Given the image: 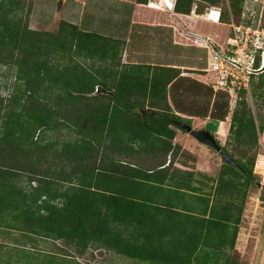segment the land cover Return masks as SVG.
Returning <instances> with one entry per match:
<instances>
[{"label":"crops","instance_id":"obj_1","mask_svg":"<svg viewBox=\"0 0 264 264\" xmlns=\"http://www.w3.org/2000/svg\"><path fill=\"white\" fill-rule=\"evenodd\" d=\"M174 2L169 7L166 0L165 5L160 0H147L146 4L137 0H28L27 25L31 31L57 33L61 23H66L92 43L87 45L92 51H72L75 64L66 63L60 51L52 60L54 78L45 79L44 86L53 87L55 92L49 95H61L65 107L58 116L62 126L53 132L43 131V145L55 140L61 149L65 144L79 143L84 130L73 121L84 114H100V104L110 105L106 114L111 121L112 109L113 121L123 120L128 105L130 113L139 114L142 119L158 120L150 105L156 111H164L166 104L173 114L188 121L192 129L207 130L221 147L225 146L232 113L224 121L212 120L213 104L219 92L228 95L230 104L237 102L238 95L215 88L210 64L215 53L229 56L232 52L228 45L232 16L228 8L229 20L213 24L204 20L207 7L203 12L197 9L200 2L194 3L189 15L174 13ZM261 9L259 3L246 0L242 23L253 28L264 26ZM198 21L212 27L200 29ZM219 26L226 28V32L218 31ZM172 71L177 76L162 96L160 89L167 77L175 76ZM67 72L71 78L66 76ZM84 74L96 79L94 93L84 97L73 91L68 93L65 86L76 87V77ZM14 81L13 78L11 84ZM115 104L119 106L114 108ZM111 123L108 122L105 130ZM112 126L116 129V123ZM169 129L175 132L172 145L180 151L174 159L169 154L165 163H160L163 161L160 155L157 162L160 164L156 166L157 163L143 156L135 159L136 162L122 159L121 151L128 145L126 136L110 140L113 162H106L104 181L112 188L119 178L120 191L110 193L112 202L117 199L120 215L135 217L134 228L127 224L128 228L124 227L134 234L133 241H126L134 244V258L101 249L103 245L95 242L79 256L64 240L53 241L28 233L43 230L40 225L8 219L0 224V264H48L49 257H53L54 264H264V206H261L264 200L257 206L259 210L252 208L254 184L240 179L222 160L215 161L212 155L215 152L188 133L173 126ZM117 130L120 132L121 128ZM132 146L141 151L154 148L143 143L140 135ZM53 158L58 159L55 155ZM57 162L62 173L47 194L34 192L36 182L24 178L17 181L26 191L25 203L20 206L22 211L45 215L40 210L45 201L61 209L71 205L68 199L77 198L72 191L73 187L77 188L79 175L74 157L62 155ZM127 168L152 178H135L131 190L125 186L131 180L119 176ZM118 171L119 175H115ZM140 221L145 223L142 225Z\"/></svg>","mask_w":264,"mask_h":264},{"label":"trees","instance_id":"obj_2","mask_svg":"<svg viewBox=\"0 0 264 264\" xmlns=\"http://www.w3.org/2000/svg\"><path fill=\"white\" fill-rule=\"evenodd\" d=\"M137 1L139 4L147 3V0ZM160 1L164 4L165 0ZM166 1L171 7L172 0ZM196 1L205 3L209 7H217L219 3L218 0H175L174 13L189 15ZM245 1L228 0L227 7L235 24L242 23ZM28 12V0H0V72L4 68L15 80L11 86L5 85L4 90L8 92L6 96L2 95L0 87V224L6 223L8 219L27 224L36 223L43 230L28 233L53 241L64 240L79 256L84 254L90 243L95 242L103 245L99 247L101 249L134 258V244L126 242L133 241L134 234L124 227H133L135 217L120 215L117 199L112 202L110 193L120 191L117 185L119 178L114 181L112 188L104 181V173L108 169L106 162H113L109 150L111 141L126 136L128 145L124 151H121L122 159L136 162L135 159L143 156L157 163L158 157L162 155L163 161L160 163H165L169 154L174 159L180 151L178 146L172 145L175 132L169 129V126L186 133L178 124L190 126V123L173 114L166 104L164 111H156V107L150 105L159 117L158 120L154 118L151 120L149 116L150 120L142 119L141 115L130 113V105H128L123 120L116 118L113 121L114 109H112L111 121L106 114L110 105L100 104L98 106L100 114L96 116L84 114L73 121L77 127L79 126L78 128L84 130L79 143L65 144L61 149L58 148L59 143L55 140L43 145V131L53 132L62 126L58 116L65 107V102L62 106L65 99L61 95L58 97L49 95L55 90L53 87L44 86L45 79L54 78L50 68L52 60L60 51L61 58L66 63L75 64L72 51H92V47L87 46L92 43L77 29L66 23H61L57 33L31 31L27 25ZM228 16V12L224 11L221 20L227 22ZM96 49L98 50V46ZM259 64L260 54L257 55L256 67ZM172 72H175V76H168L160 89L162 96L166 92V86L177 76L176 71ZM66 76L71 78L70 72H67ZM76 81V87L69 84L65 86L68 93L73 91L80 97L94 93L95 78L84 74L77 76ZM154 85L153 82V91ZM247 93L248 91L242 90L238 94V100L231 114L228 141L221 150L232 157L242 171L225 163L223 165L231 168L240 179H245L247 184H254L252 179L257 181L253 169L258 153V138L264 131V72L251 76L252 105L246 99ZM118 106L115 104L114 108ZM228 113L229 97L219 92L213 104L211 119L224 121ZM109 121L112 122L111 127L105 130L104 127ZM113 123H116V129L112 128ZM117 127L121 128L120 132ZM138 135L143 143L146 142V145H152L149 147L154 148L151 151L134 149L132 145L136 143ZM150 137L154 140L148 141ZM231 140L235 145L228 150L227 146H230ZM54 155L58 159L62 158V155L74 157L79 175L77 188L73 187L72 191L77 194V198L68 199L71 205H65L61 209H56L49 205V201H45L40 207V210L45 211V215L35 216L22 211L20 206L25 203L23 199L26 191L17 184V181L24 178L30 183H37L34 192L41 194L50 192L49 188L57 184L56 177H60L62 173L58 170V159L53 158ZM127 169L126 174L123 172L119 175L118 171L115 175L122 177L125 175V179H130L131 183L125 186L131 190L135 185L133 183L135 178H152L135 169ZM144 223L143 221L142 225ZM125 233L131 236L130 239L126 238L129 236ZM47 262L54 264L53 257H49Z\"/></svg>","mask_w":264,"mask_h":264},{"label":"built area","instance_id":"obj_3","mask_svg":"<svg viewBox=\"0 0 264 264\" xmlns=\"http://www.w3.org/2000/svg\"><path fill=\"white\" fill-rule=\"evenodd\" d=\"M199 2V1H196ZM222 11L216 7H207L204 20L220 24ZM231 35L228 45L232 52L226 59L214 55L210 64V72L215 78V88L236 96L242 91H248L251 76L256 75L263 66L264 56V26L248 27L243 23H230ZM257 53L260 54V64L256 67Z\"/></svg>","mask_w":264,"mask_h":264},{"label":"rangeland","instance_id":"obj_4","mask_svg":"<svg viewBox=\"0 0 264 264\" xmlns=\"http://www.w3.org/2000/svg\"><path fill=\"white\" fill-rule=\"evenodd\" d=\"M218 1H219V3L217 5V8H220L223 12L226 11L228 9V7H227L228 6V0H218ZM250 1H252V2L254 1V3H259V6L262 8L261 10L264 13V1L263 0H250ZM255 1H257V2H255ZM208 6L209 5L200 2V3H198L197 9H199L200 12H203V10ZM261 10L259 12H261ZM250 13L252 16L254 15L253 10H251ZM196 24L198 25V27L200 29H203V30L212 27V25H210L206 22H203V21H198ZM200 29H198V32H204L203 30H200ZM219 30L226 32V28H221L220 26L218 28V31ZM257 54H259V53H257ZM0 73H1L0 74V87H1L2 95L6 96L7 92L4 90V89H6L5 85L7 87L11 86V83L13 82V77L4 69H2ZM210 73H211V75L213 74L212 72H210ZM254 81L256 82L257 79L255 78ZM246 99H247L248 103L250 105H252L253 101H252L251 94H250V88H249L248 93L246 95ZM235 102L236 101L232 102V104L229 103V112L230 113H232V111L235 108V105H236ZM234 145H235L234 142L231 140L230 146H227L228 150L232 149V147H234ZM212 155H213V159H215V161L221 162V159L219 158L218 155H216L215 153H212ZM253 170L255 171L254 175H256L257 181L260 182L261 187L260 188L254 187V195L252 196L250 203H251V206L253 209L259 210V208L257 206L262 202L261 201L262 199L264 200V131L259 135V138H258V153H257V157L255 160ZM261 206L263 207L264 204H261ZM256 219H257V221H259L261 219V217L256 218ZM263 219L261 220V222L263 221ZM261 222H260V224H261ZM260 224H259V226H257V224H256L255 227L260 228ZM48 247H50V246H48ZM51 249H53V247ZM35 250L36 249H34V251Z\"/></svg>","mask_w":264,"mask_h":264},{"label":"water","instance_id":"obj_5","mask_svg":"<svg viewBox=\"0 0 264 264\" xmlns=\"http://www.w3.org/2000/svg\"><path fill=\"white\" fill-rule=\"evenodd\" d=\"M214 50V48H213ZM215 51V50H214ZM217 56H220L224 59H226V57L219 55L217 53H215ZM264 72V56H263V66L262 68L256 72V75L262 74ZM178 126L183 129L186 133H188L194 140H196L198 143H200L201 145H204L206 147H208L209 149L213 150L218 156L219 158L226 164L233 166L234 168H236L239 171H242L240 166L236 163V161L230 157L228 154L224 153L221 150V146L218 144V142L216 141V139L214 138V136L208 132L207 130H194L192 129L190 126L184 125V124H178ZM254 184L256 185V187L260 188L261 184L259 181L253 180Z\"/></svg>","mask_w":264,"mask_h":264}]
</instances>
